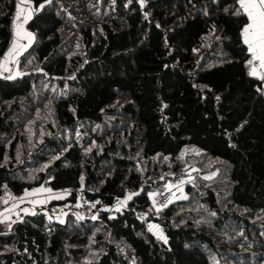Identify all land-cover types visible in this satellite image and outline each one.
<instances>
[{
	"label": "trees",
	"instance_id": "1",
	"mask_svg": "<svg viewBox=\"0 0 264 264\" xmlns=\"http://www.w3.org/2000/svg\"><path fill=\"white\" fill-rule=\"evenodd\" d=\"M29 1L34 41L0 76V210L41 186L102 203L1 221L0 264H264V79L237 0Z\"/></svg>",
	"mask_w": 264,
	"mask_h": 264
},
{
	"label": "rangeland",
	"instance_id": "2",
	"mask_svg": "<svg viewBox=\"0 0 264 264\" xmlns=\"http://www.w3.org/2000/svg\"><path fill=\"white\" fill-rule=\"evenodd\" d=\"M18 4L20 5L19 9L17 7ZM37 10L38 9L33 7L32 3H30L29 0H17L16 13L14 15V21H13V38H12V40L16 39V26L17 25H22L23 26L22 32H21L22 36H23V33H30V34L32 33V32H30V31H28L26 29V26H27L28 21L33 17V15L35 14V12ZM18 11H20L19 19L16 18V14H17ZM26 17H27V19L25 20ZM33 35L34 34H31V39H29L27 37H24V38H21V39L18 40V44L20 46H22L21 48L18 49L19 52L22 51V53H23L33 43V41H34V36ZM32 37H33V40H32ZM11 42H13V41H11ZM10 47L11 46H9V48ZM8 50H7V52H8ZM7 52H5V53H7ZM5 53H4L3 59L0 61V76H7V77L12 76L13 78H16L17 76H19L21 74L20 71H19V68H18V59H16V56H14L12 58V64L10 66V71H9V66L8 65H10L11 60L8 61L9 62L8 64L4 63V61H5V59H4L5 58ZM19 56L20 55H18V58H19ZM13 60L15 62H13ZM251 68H250V72H251ZM256 71H257V69H256ZM256 76H258L260 78H263L258 73V71H257V75ZM263 94H264V92H263ZM167 186H168L169 189L178 188L179 191H180L179 195L175 196L173 199H185V198H187V193H186V190H185L186 182H182L181 184L177 185V187L175 185H172V184H168ZM128 195H130V194H128ZM126 197L121 199V200H119V201H125V203L119 204L117 202V204L115 206L111 207V208H114V209L119 208V210H122L126 206L127 201H128V200H126ZM151 197H152V199L154 198V200H155V195L152 194ZM15 203L16 202H13L12 204L8 205L7 208L5 207L9 211L8 218L11 217L10 219H13V218H17L19 216V214H21V213H25V212L29 213L28 210L24 211L22 209L21 213L18 214V210H17L18 206ZM62 205L63 204H59L58 206H62ZM57 207H53L52 209L47 208V207H42L41 211L44 212L46 214V216L48 218H50V219L62 220V218L65 217L64 216L65 215V210L63 209L60 214H56L55 210H56ZM101 208L102 209H108L109 207H103L102 206ZM29 209L32 210L31 212H38V209H37V207L35 205L30 206ZM16 214H18V215H16ZM18 218L21 219L22 217H18ZM147 225L155 233V235H157L158 237L163 236L164 237L163 240L166 241V236L164 235L163 230H162L161 226L158 223H156V222H148Z\"/></svg>",
	"mask_w": 264,
	"mask_h": 264
},
{
	"label": "snow or ice",
	"instance_id": "3",
	"mask_svg": "<svg viewBox=\"0 0 264 264\" xmlns=\"http://www.w3.org/2000/svg\"><path fill=\"white\" fill-rule=\"evenodd\" d=\"M142 2L143 0H141V3ZM237 3L240 6L237 14H243L247 17L248 22L242 30L243 43L247 46L248 53L251 57L248 61V64L252 66L250 75L256 76V62H258V66L260 68H264V0H237ZM17 7L19 9L20 5L18 4ZM41 7H43V5H41ZM19 17L20 11H18L16 14V18L19 19ZM26 19L27 17L25 18V20ZM22 28V25L16 26V39L13 40L8 52L5 53V62L12 60L14 56H18L20 54L18 49L22 46L18 44L19 39L24 37L31 39L30 33H23V36L21 35ZM13 62L15 61L13 60ZM8 78L12 79L13 77L9 76ZM81 179H83V177ZM37 191L50 192L51 190L40 189ZM27 194L31 195L33 193ZM132 195H135V193L128 195L126 197V200L132 199ZM5 203H7V201H5ZM118 203L123 204L125 203V201H118ZM94 206L95 205H93V207ZM116 210L119 211V208H117ZM95 218L96 217L94 216L93 219ZM5 219H7V217ZM160 238L164 239L163 236H161Z\"/></svg>",
	"mask_w": 264,
	"mask_h": 264
},
{
	"label": "crops",
	"instance_id": "4",
	"mask_svg": "<svg viewBox=\"0 0 264 264\" xmlns=\"http://www.w3.org/2000/svg\"><path fill=\"white\" fill-rule=\"evenodd\" d=\"M26 29L28 30L27 26H26ZM32 40H33V37H32ZM11 44H12V42H11ZM11 44H10V46H11ZM20 53H22V51ZM19 55H21V54H19ZM3 57H4V55L0 58V61L3 59ZM16 59H19L18 56H16ZM4 63L8 64L9 62H5L4 61ZM11 64H12V60L10 62V65H8L9 66V71H10ZM256 69H257L258 73L264 78V68H260L258 66V62H256ZM40 189H50V188L43 187V186L36 187V188L31 189V190L27 191L26 193H24L16 201L15 204L18 206V209H17L18 210V214L21 213L22 209L24 211L28 210V212L30 214L35 213V212H31L32 210L29 209V207L32 206V205H35L37 207V209L38 208L42 209V207L49 208L52 205L51 203H55V206H53V207H57L59 205V201L64 199V198H66L69 195V193H70V190H64V191H59V192H55V191H53L51 189H50L51 190L50 192L49 191H37V190H40ZM27 193H33V194L28 195ZM6 208L0 210V222L1 221H5V220H9L11 218V217L8 218L9 211ZM18 214H16V215H18ZM26 214H28V213H26ZM6 217H7V219H5Z\"/></svg>",
	"mask_w": 264,
	"mask_h": 264
},
{
	"label": "built area",
	"instance_id": "5",
	"mask_svg": "<svg viewBox=\"0 0 264 264\" xmlns=\"http://www.w3.org/2000/svg\"><path fill=\"white\" fill-rule=\"evenodd\" d=\"M74 193V190H70V193ZM180 191L178 188L169 189L166 188L155 195V202L157 205L166 203L172 200L175 196L179 195ZM99 202V203H97ZM102 203L101 200H91L88 199L82 191H77V197L75 199H70L62 206H58L55 210L56 214H60L62 210H65L66 216L69 212H76L82 215H90L93 210ZM93 205H95L93 207Z\"/></svg>",
	"mask_w": 264,
	"mask_h": 264
}]
</instances>
